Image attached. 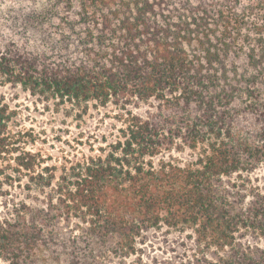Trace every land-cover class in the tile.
<instances>
[{
	"label": "trees",
	"instance_id": "16d2710c",
	"mask_svg": "<svg viewBox=\"0 0 264 264\" xmlns=\"http://www.w3.org/2000/svg\"><path fill=\"white\" fill-rule=\"evenodd\" d=\"M0 86L118 123L41 166L0 95V264H264V0H0Z\"/></svg>",
	"mask_w": 264,
	"mask_h": 264
},
{
	"label": "rangeland",
	"instance_id": "374dc122",
	"mask_svg": "<svg viewBox=\"0 0 264 264\" xmlns=\"http://www.w3.org/2000/svg\"><path fill=\"white\" fill-rule=\"evenodd\" d=\"M2 94L16 112L10 129L18 132L19 147L34 154L41 166L60 167L67 159L74 160L90 153L91 146L95 149L103 144L100 134L108 131L112 124L118 125L109 118L112 112L102 108H89L78 117L76 110L57 107L51 100L38 98L20 88L0 86ZM12 191L21 198L24 196L18 187Z\"/></svg>",
	"mask_w": 264,
	"mask_h": 264
}]
</instances>
